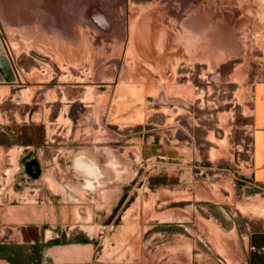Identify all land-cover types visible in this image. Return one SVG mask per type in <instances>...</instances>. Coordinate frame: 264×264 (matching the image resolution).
<instances>
[{"label": "rangeland", "instance_id": "1", "mask_svg": "<svg viewBox=\"0 0 264 264\" xmlns=\"http://www.w3.org/2000/svg\"><path fill=\"white\" fill-rule=\"evenodd\" d=\"M0 37L16 75L0 83V208L42 207L78 188L100 194V183L74 167L98 159L96 171L108 178L94 227L79 218L83 231L68 238L90 233L96 257L113 256L112 264H196L171 259L191 237L167 222L176 207L230 226L249 203L251 228L261 227L264 190H231L244 184L237 159L252 157L264 0H0ZM130 90L142 99L134 104L130 92L120 112L117 94ZM161 135L167 146L188 145L190 159L221 163L196 162L182 186L149 185L141 149ZM30 156L41 174L25 183Z\"/></svg>", "mask_w": 264, "mask_h": 264}, {"label": "crops", "instance_id": "2", "mask_svg": "<svg viewBox=\"0 0 264 264\" xmlns=\"http://www.w3.org/2000/svg\"><path fill=\"white\" fill-rule=\"evenodd\" d=\"M165 47L164 51H169L167 45ZM173 51L181 53L183 47L175 46ZM130 92L132 91H122L119 95L117 94L119 102L116 105H118V110H121L120 112L125 108L124 103H128L126 97H129ZM141 93L139 91L137 95V91L132 92L134 104L137 99H142ZM253 93L252 108H250L252 157L251 159H237L240 174L243 176L242 178L237 177V180L244 184L238 182L237 187V182L234 183L231 194L233 191L235 193L238 188V190L245 188L248 184H254L264 190V81L257 83ZM139 106V104L138 107L134 106V109L139 110ZM4 131L7 133L3 128ZM26 131L28 133L30 130L27 128ZM146 143H148L147 146L141 149L144 159L139 160L148 170L145 176L146 182L155 187L172 189L173 186H182L183 183L193 178L191 168L196 166V162L208 161L206 164L213 166L221 163L222 160L190 159L189 155L194 157L195 153L188 145L181 143L176 146H167L162 135L156 139L150 136ZM6 145L5 140H0V146ZM90 160L76 159L74 167L80 170L83 180L90 181L92 185H95V181L100 183L101 192L97 193V196L87 191L84 193L78 188L66 194L71 197L70 200L66 195H60L62 199L55 202L49 201L48 203L51 204L44 202L42 207L20 204L4 205L0 208V264H112L116 261L113 256L108 260L104 259L103 254L96 257L94 249L97 244H94L96 241L90 233H85V235L82 233L83 237L80 238H68L71 234L73 237L76 236L74 234H81L76 231L77 228L82 230L81 227H77L79 218L87 227H94L92 219L97 214L93 211L98 210L94 203L97 197L103 199L106 195L102 191L101 184L108 178V175L103 174V171H96L93 164L99 167L98 159H92L94 163ZM171 189L168 190L171 191ZM242 193L245 195L246 191ZM248 204L245 203L244 210L240 211L241 216H244L242 222L233 220L230 226H224L217 219L213 221L203 217L199 219V216L195 219L196 215H189L188 209L182 207H176L175 210L172 208L171 220L167 222L181 227L191 237L181 239V243L184 244L180 247L183 250H178L180 252L171 256V259L181 261L191 259L195 260L196 264H264V219L261 217L260 228H251L253 224V217L250 214L252 205ZM223 217L224 215L222 219ZM206 228H211V231L206 232ZM5 230H8V233H5ZM193 232L195 236L192 235ZM97 235L100 241L105 238L103 231ZM177 235L181 237L182 234ZM61 236L67 238L61 240Z\"/></svg>", "mask_w": 264, "mask_h": 264}, {"label": "water", "instance_id": "3", "mask_svg": "<svg viewBox=\"0 0 264 264\" xmlns=\"http://www.w3.org/2000/svg\"><path fill=\"white\" fill-rule=\"evenodd\" d=\"M3 47L4 45L0 37V83H13L16 80V75L9 58L3 52ZM31 175L37 176L38 169L35 172H31Z\"/></svg>", "mask_w": 264, "mask_h": 264}, {"label": "flooded vegetation", "instance_id": "4", "mask_svg": "<svg viewBox=\"0 0 264 264\" xmlns=\"http://www.w3.org/2000/svg\"><path fill=\"white\" fill-rule=\"evenodd\" d=\"M23 147H25V149H26L29 147V145L26 144V145H23ZM25 159L26 160L24 161V169H25L27 176L24 178V181H25V183H29V178L32 180H36L37 178H39V176L41 174V166H40V162L35 157L30 156V157L25 158ZM37 169H38V175L37 176L31 175V172H35ZM122 196H123V194H122Z\"/></svg>", "mask_w": 264, "mask_h": 264}]
</instances>
